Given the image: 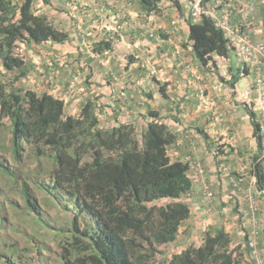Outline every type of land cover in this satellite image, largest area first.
<instances>
[{
    "label": "trees",
    "instance_id": "16d2710c",
    "mask_svg": "<svg viewBox=\"0 0 264 264\" xmlns=\"http://www.w3.org/2000/svg\"><path fill=\"white\" fill-rule=\"evenodd\" d=\"M161 1L140 0V4L148 15L158 13ZM170 1L182 15L180 0ZM212 3L202 0L204 6ZM190 6L188 1L187 40L195 58L203 66L214 63L215 56L228 58L233 48L223 30L206 14L192 16ZM37 9L35 0H0V176L15 190L9 189L14 195L8 198L0 188V264L42 261L41 240L33 238L31 244L20 246L25 236L21 225L26 219L49 227L39 206L40 193L62 209L75 211L71 238L85 254L71 260L63 246L62 264H252L245 260L248 249L241 250V244L231 246L232 238L224 226L204 230L200 244H189L166 263L155 261L158 247L174 242L180 227L192 215L186 200L192 191L188 174L192 163L169 157L168 147L177 137L154 110H148L153 119L143 123L138 133V125L132 122L103 126L94 98L87 97L77 112L70 114L62 98L17 86L33 70L23 45L63 44L73 38L69 29L37 13ZM119 28L115 34L101 35L92 42L91 51L110 50ZM81 32L78 29L74 33L78 42L85 34ZM248 70L238 67L233 79ZM158 84L165 95L166 84ZM245 109L256 143L248 173L259 192L264 190V163L254 113ZM200 131L207 140L209 136ZM209 141L217 154L227 147L225 143L217 145L215 138ZM227 179L233 180L229 184L237 191L245 183L235 170ZM258 194L264 200V194ZM161 199L168 201L157 204ZM7 203L26 219L14 221ZM79 218L81 226L77 225ZM261 234L264 236V225ZM244 238L246 243L249 235Z\"/></svg>",
    "mask_w": 264,
    "mask_h": 264
},
{
    "label": "crops",
    "instance_id": "0c3cea01",
    "mask_svg": "<svg viewBox=\"0 0 264 264\" xmlns=\"http://www.w3.org/2000/svg\"><path fill=\"white\" fill-rule=\"evenodd\" d=\"M35 1L37 13L45 14L60 26L66 16L69 20L86 22L82 26V32L89 29L85 34L91 36L89 39L87 37L90 42L96 41L101 35L115 33L116 28L120 26L110 50L102 53L86 50L90 57L80 63L79 52L66 54L75 64L70 63L72 65L65 69L58 68L60 74L56 77H61L62 90L79 81H84L87 87L80 86L76 92L74 89L65 91L69 93L65 97L66 100L64 99L67 112L71 105L67 104L68 101L80 99L77 106L79 108L87 97H95L105 103L103 108L107 109V114H103L107 115L109 124L106 127L125 122L136 125L145 123L153 119L148 110L158 112L161 120L177 137L175 143L168 147L169 157L196 160L203 171L198 173V167L190 164L188 174L193 181V195L187 201L191 205L192 215L182 228L188 232L189 225L186 224L190 220H195L196 223V219H201L205 214L204 211H211L212 214L208 216L212 217L213 221L206 225L204 230L224 226L232 238L231 246H243L244 237L246 233L249 235L254 220L258 221L259 227H263L257 218L259 210L254 212L251 208V205H254L251 193L244 206L238 202H235L236 205L229 203L225 198L229 194L227 189H221L219 184L220 181H226L225 188H231L229 181L233 180L227 178L232 166L239 165L240 161L247 155H253L256 150V143H250L255 140L251 119L240 102L237 86L240 82L245 83L246 78L245 86L252 82L251 70L249 69L246 75L239 73L238 79H233L234 73H238V67L241 66L233 51L228 58L215 56L214 63L209 62L205 66L198 62L191 50V42L187 40V0H180L182 15L172 7L164 20L155 13L147 15L141 8L140 0H49L48 3L44 0ZM231 3L233 13L229 17V25L247 31L253 42L261 40L264 37V27L261 24L264 18V0H235ZM53 8L60 11V16L53 14ZM217 11L221 16L222 7ZM92 27L97 30L94 32ZM76 28L80 29L78 26ZM149 33L153 34L152 38L148 36ZM70 36L73 38L70 42L63 43L64 49L72 44L73 40L77 41L74 39L75 35ZM45 45L47 58L52 59V53L62 44ZM71 51L70 48L69 52ZM79 64L85 65L84 74L83 71L79 72ZM230 80L234 81L233 85ZM158 83L166 84L165 95L161 94ZM94 84L97 86L96 90L91 89ZM47 92L53 94L52 91ZM121 92L125 93V97L120 103ZM241 120L245 122L244 126H247L246 132L240 131L241 127H244L240 123ZM200 129L209 136L207 140ZM212 138L217 139V145L227 144L224 152L217 154L214 146L209 144V139ZM205 184L210 185L214 197L210 203L204 202L205 208L201 210V193ZM238 224H241V227ZM200 243L201 237L198 244ZM260 247L263 255V234L260 236Z\"/></svg>",
    "mask_w": 264,
    "mask_h": 264
},
{
    "label": "rangeland",
    "instance_id": "374dc122",
    "mask_svg": "<svg viewBox=\"0 0 264 264\" xmlns=\"http://www.w3.org/2000/svg\"><path fill=\"white\" fill-rule=\"evenodd\" d=\"M14 1L16 2L20 0H14ZM172 7L173 5L170 0H163L160 2L158 6V9H159L158 13H155V14L160 15L161 16L160 19L164 20L166 17V14L171 12ZM53 9L55 11L53 12V14L60 16L59 14L60 11H58L55 8ZM63 19L65 21L60 22L61 26L69 29V32L72 35L78 32V29L76 28L77 26L78 28H80V30H82V26L86 24V22L80 21V20L79 21H76V20L73 21L72 19L69 20L67 16L63 17ZM92 28L94 32L97 30L95 27H92ZM88 30L89 29H87V31ZM115 33H110V34H115ZM81 34L83 33L81 32ZM82 37L84 38L83 41L77 42L73 40V43L67 45L65 49L63 48V44L57 47V49L54 50V52L52 53V56H53L52 59L47 58L48 53H46L45 43L41 44V46H31V47H26L23 45L22 51L24 55L27 57V59L30 60L33 70L29 71L25 77H23L19 82L16 83V85L30 88L36 91L38 94H41L44 91H52V93L55 96L60 97L63 100L64 99L66 100L65 98L66 95L67 96L69 95V93H65L66 90L68 91L69 89H74V91L76 92V89L78 90L80 86H82L81 88L86 87L85 86L86 84L84 81H79V83H75V84L72 83V85L69 88H64L62 90L63 84L61 83V77L60 78L56 77L60 74V71L58 70V68L65 69L68 66L72 65L70 63L74 62V60H70V58L66 56L67 53L74 54V52H79L80 54L79 63L89 55L86 50L91 51L92 42L88 41L89 38L87 39V36H85V34H83ZM115 38L116 37L113 38V41ZM80 47L82 49H80ZM70 48L72 49L71 52H69ZM83 67H85V65L80 66L79 64L78 69L80 70L79 72L83 71V74H84L85 72L83 70ZM0 71L3 72V69L1 67H0ZM55 72L56 73L58 72V74H55ZM9 79L10 78H8V80ZM246 80H245V83H247ZM90 83H91V80H90ZM245 83L240 82L237 85L239 88V91L243 90V88L245 87ZM88 89H90V86H88ZM91 89L96 90L97 86L94 84V86H91ZM121 93L119 94V96L121 97L120 103L123 102L122 100L125 97V93L124 92H121ZM236 98H238V96H236ZM94 99H95L94 101L96 104V113L100 121L102 122L103 126H108L109 124L107 123L108 122L107 117H106L107 115L103 114V113L107 114V109L103 108L105 103H103V101L101 100H98V98L94 97ZM80 101H81L80 99L74 100V101H68L67 104H71L69 105L68 112L75 113L76 110L78 109L77 106ZM102 108H103V111H102ZM3 122L7 125L9 123L7 120H3ZM240 123L242 124V126H244L245 122L241 120ZM142 124L143 123L141 122L138 124V131H137L138 133H139V129L141 128ZM246 127L245 126L241 127L240 131L246 132L247 130ZM0 137H1V134H0ZM254 142L255 140L250 141V143L252 144H255ZM250 156L247 155V157L243 159L242 162L240 161L239 165H234L231 168V171L235 170V171H238L240 174H242L243 179L245 180V183L242 185V187H240L239 191L234 190L232 188H228V187L225 188L227 186L226 181L224 182L220 181L219 185L221 189H227V192L229 194H227L225 198L229 200V203L231 202V204H235V202H238V204L244 206V204H246L245 202H247L246 200L248 198V195L251 193L252 194L251 200L254 202V207H256L257 210H259L260 212V217L259 218L257 217V218L260 224H262L263 226L264 224V216H263L264 215V200L263 198L259 196L258 190H256L255 188L254 178L251 176L250 173H248L249 167H250ZM207 185L210 187L209 184ZM11 186L12 185L9 183V181L5 177L0 176V188H2L3 193H5V195L8 198H11L14 195L10 192H15L14 188L11 189ZM237 188H238V185H237ZM9 189H10V192H9ZM233 190L235 192H231ZM167 201L168 199H161V200L156 201V203L164 204ZM8 203L6 204V207L8 209L10 216L13 218L14 221L20 222L21 218L26 219V217L20 216L19 212L11 208L8 205ZM204 205L205 204L203 203L201 207L199 206L201 210L202 208L203 209L205 208ZM39 206L42 209V216L47 221V224L49 227L47 226L45 228L44 226L41 227L38 224H35L28 219H26V223L21 225L23 228V231H25V236L22 238V241L20 242V246L31 244L32 242L31 239L33 238L37 240H41V242H43V245H44V249H43L44 256L42 258V261L35 262V263L31 262L30 264H62V261L64 262L62 258L64 254V250L62 248L63 246L67 248L68 256L70 257L71 260L73 259L75 260V259H79L80 257H83L85 254V250L82 247L75 245L73 239L71 238V234L72 232H74L73 228L71 227V222L73 219V215L75 214V211H73V209L71 208L68 210H64L60 207L59 204L55 202L53 204L52 200L49 199V197H47L43 193H40L39 195ZM245 210L246 209H244V211ZM204 213L205 214L202 215L201 219H196V223H195V220H190L189 223L186 224V225H189V230L187 229L188 232L184 231V229L182 228L183 226H181V230H179L177 238L174 242L159 246L158 249L160 251L156 255L155 261L166 263L172 254L180 252L190 243L197 245L199 243V238L201 237L204 231V228L206 227V225H210L211 222L213 221V218L208 216L212 214L211 211H208V212L204 211ZM246 219H248L247 216H246ZM80 224H81V219L79 218L77 221V225L81 226ZM238 225L240 226L241 224H238ZM243 226L244 224H242V228ZM260 228H263V227H260ZM261 255H262V252H261ZM245 256H246L245 260L248 261L247 260L248 255H245ZM263 256H264V252H263L262 258Z\"/></svg>",
    "mask_w": 264,
    "mask_h": 264
},
{
    "label": "built area",
    "instance_id": "2783aa9c",
    "mask_svg": "<svg viewBox=\"0 0 264 264\" xmlns=\"http://www.w3.org/2000/svg\"><path fill=\"white\" fill-rule=\"evenodd\" d=\"M188 1L191 5L192 16L197 17L201 14L210 16L228 38L233 48L232 51L235 57L239 59L241 67L246 66L253 74L252 82L239 92V98L243 106L254 113V121L257 124V135L259 136L260 142V158L264 163V37L257 42H253L247 31L241 30L240 27L232 28L229 25L228 20L233 13V3L231 2L235 0H213L212 4L205 6L202 4V0ZM219 7H222L221 16L218 15L217 11ZM261 24L264 27V18ZM148 36L152 38L153 34L149 33ZM189 160L198 167V173L203 172L198 161ZM237 185L234 182V186ZM258 193L264 194V190ZM201 194L203 199L202 203H210L214 197L212 190L207 184L202 187ZM192 195L193 191L188 192L186 200L190 199ZM251 208L254 212L257 211L254 205H251ZM252 225L249 238L242 247L248 249L247 260L249 262L252 264H264L259 247L261 228L257 220H254Z\"/></svg>",
    "mask_w": 264,
    "mask_h": 264
}]
</instances>
